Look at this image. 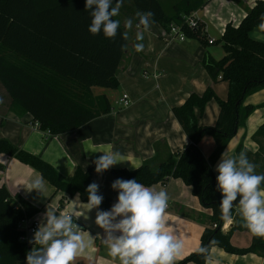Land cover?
Returning a JSON list of instances; mask_svg holds the SVG:
<instances>
[{
	"label": "trees",
	"instance_id": "trees-1",
	"mask_svg": "<svg viewBox=\"0 0 264 264\" xmlns=\"http://www.w3.org/2000/svg\"><path fill=\"white\" fill-rule=\"evenodd\" d=\"M209 0H175L169 11L161 0H123L118 16L120 28L114 39L106 38L103 32L92 35L90 10L85 9L86 0H0V87L9 100V107L16 112H27L38 128L48 134H61L74 130L86 122L110 111V102L104 94L94 95L92 86L115 88L117 67L124 55L128 38L122 17L139 23L136 13L152 12V19L166 31L171 23L182 24L183 15L189 14ZM116 0H113L115 6ZM264 16V0H255L236 25L227 23L221 34L224 55L213 59L204 54L202 65L212 81H227V97H217L208 86L203 93L192 92L185 101L172 107L174 117L190 142L161 161L142 162L132 169L110 168L109 175L117 179H137L150 186L165 182L170 177L181 179L190 187L202 206L211 210L209 226L200 237V246L209 249L212 245L229 253H254L264 256V238L251 234L247 247H236L229 241L235 230H247L241 218L235 217L232 226L222 231L220 201L222 196L217 188L212 165L223 151L229 139L243 125L246 117L258 106L243 104L244 98L264 88V42L251 37L250 32L258 29ZM202 26L195 29L183 27L186 37L198 38ZM207 42V39H205ZM214 99L219 107L214 125L197 124L195 109L202 112L207 101ZM209 136L214 148L204 158L197 146L199 140ZM252 139L258 145L255 152L242 147L240 141L235 149L247 153L250 162L257 165V174H264L259 163L262 156L264 122L253 132ZM262 151V152H261ZM0 153L7 154L34 168L47 180L55 191L66 195L79 193L82 201L88 202L87 187L93 183L95 167H76L72 177H60L54 167L8 139L0 138ZM264 187V185H262ZM103 196L100 211H108L117 202V197ZM38 211L20 193H10L0 186V264H26V255L33 245L22 239L25 228L21 220L29 219ZM213 224L216 226L213 227ZM248 231V230H247ZM249 232V231H248ZM215 242V243H213ZM208 256V253H207ZM205 256L193 252L176 264L194 261L203 264Z\"/></svg>",
	"mask_w": 264,
	"mask_h": 264
},
{
	"label": "crops",
	"instance_id": "crops-1",
	"mask_svg": "<svg viewBox=\"0 0 264 264\" xmlns=\"http://www.w3.org/2000/svg\"><path fill=\"white\" fill-rule=\"evenodd\" d=\"M210 1V0H209ZM207 1L206 3H208ZM235 7L227 15L222 14L220 22L223 28L227 23L236 25L255 0H234ZM205 3V4H206ZM197 11V9H196ZM199 18V17H198ZM201 26L204 24L199 18ZM133 21V19H132ZM133 21L124 55L116 70L117 86L115 88L100 87L94 95L104 94L110 102V111L100 115L82 126L61 134H48L38 128L27 112H16L9 107V100L0 87V138L8 139L13 145L22 148L54 167L57 174L69 179L76 167H96L94 161L103 152H120L124 161L111 168L132 169L142 162H157L163 160L168 153H173L186 146L190 140L182 130L172 112L173 106L181 105L192 93L201 94L210 86L217 97L225 100L227 97V81L218 79L212 81L208 71L202 65L204 54H209L218 60L222 52L211 50L205 40L201 42L195 37H186L165 41L166 29L158 22L151 24L148 31ZM223 31V30H222ZM143 32V39L137 40V33ZM222 34V33H221ZM252 38L264 42V33L258 29L250 32ZM198 39V41L196 40ZM209 38H207L208 40ZM142 44L141 51L136 50L137 44ZM222 47V45H221ZM126 93L130 99L127 106L119 103L121 94ZM264 102V88L247 95L243 104L258 106ZM218 104L214 99L206 102L202 112L195 109L197 124L200 126L214 125L218 115ZM264 122V106L256 107L239 125L236 133L229 139L223 151L212 165L217 177L216 167L221 156L236 155L235 149L241 141L242 145L255 152L258 145L252 141V134ZM214 140L203 137L197 143L200 152L207 158L214 148ZM109 170L92 174L93 182L99 185V190L110 197H116L118 191L112 188L114 180ZM36 177H42L34 168L20 162L18 159L0 153V186L4 185L10 193L18 192L27 201L37 207L38 211L28 219L37 221L38 228L45 222L48 208L60 213H78L74 221L83 231L85 240L90 244L76 257L73 264H120L118 259L109 255L104 242V230L96 225V213L93 209L86 211V206L73 204L77 194L66 195L55 191L45 180L43 191L30 190V185ZM148 187L155 190L164 189L169 196L166 220L169 230L183 240L182 257L196 252L200 246V237L205 227L209 226L208 217L211 210L202 206L199 198L191 193L190 187L181 179L170 177L164 183L157 182ZM221 194V193H220ZM81 203H87L80 199ZM233 223H225L222 231H227ZM38 230V229H37ZM36 230V231H37ZM243 232L249 235L244 243L238 242ZM34 234H28L30 242ZM236 247H247L251 242V233L247 230H235L229 239ZM211 264H264V256L254 253H229L217 245L208 249ZM184 264H196L187 261ZM203 264H208L206 259Z\"/></svg>",
	"mask_w": 264,
	"mask_h": 264
},
{
	"label": "clouds",
	"instance_id": "clouds-1",
	"mask_svg": "<svg viewBox=\"0 0 264 264\" xmlns=\"http://www.w3.org/2000/svg\"><path fill=\"white\" fill-rule=\"evenodd\" d=\"M123 0H86L85 9L90 10L91 23L88 31L92 35L103 32L106 38L114 39L120 28V21L114 20L120 13ZM144 31H148L154 20V13H136ZM127 29L133 26L132 19L125 21ZM258 28L264 31V16ZM128 38V32L122 34ZM136 39H143V32H138ZM142 44L136 45L141 51ZM94 163L99 174L124 161L120 152H103ZM257 165L250 162L247 153L241 151L234 156L222 154L216 167L217 188L221 193V220L234 222L233 212L241 218L242 226L253 236L264 238V174H257ZM45 183L42 177H36L30 190L43 191ZM112 188L118 191L117 202L108 211H97L95 223L104 230V242L109 255L118 259L120 264H176L182 257L183 240L174 235L165 218L169 196L166 190H155L139 183L137 179H117ZM88 202L81 203L79 193L73 202L77 207L86 206V211L99 209L103 196L98 194L99 185L95 182L88 185ZM74 216L80 214L60 213L48 208L45 222L35 231L30 243L38 245L26 255V264H73L90 241L85 240L83 231L74 222ZM215 243V242H213ZM197 251L204 255L208 264V248L201 246Z\"/></svg>",
	"mask_w": 264,
	"mask_h": 264
},
{
	"label": "rangeland",
	"instance_id": "rangeland-1",
	"mask_svg": "<svg viewBox=\"0 0 264 264\" xmlns=\"http://www.w3.org/2000/svg\"><path fill=\"white\" fill-rule=\"evenodd\" d=\"M175 1V0H161L162 5L164 7L165 10L169 11L170 7H171V3ZM237 6L236 2L234 0H210L208 3L200 6L199 8H197V16L203 21V25L200 29V35L203 36V40H204V44L205 43V39L207 38H212L215 40L213 45H208L209 47H211L210 49L213 51H218V52H222V42H221V33L223 30V25L222 22H220V17L222 16V14L227 15V13L233 9V7ZM126 17H122V24L125 26V21H126ZM126 28V26H125ZM128 35L130 33V31L126 28ZM198 41V39H196ZM100 87H94V93L98 92V89ZM262 140V156L264 157V138H260ZM252 141H254L253 139H251ZM255 142V141H254ZM256 143V142H255ZM243 148H245L242 145ZM247 149V148H245ZM259 163L263 165L264 168V159H260ZM249 234L246 232H243L242 235H239V239L238 242L244 243L245 237L248 236Z\"/></svg>",
	"mask_w": 264,
	"mask_h": 264
},
{
	"label": "built area",
	"instance_id": "built-area-1",
	"mask_svg": "<svg viewBox=\"0 0 264 264\" xmlns=\"http://www.w3.org/2000/svg\"><path fill=\"white\" fill-rule=\"evenodd\" d=\"M187 27L189 29H195L197 27L201 26V22L197 16L196 10L191 11L189 14L183 15L182 18V24L177 23H171L169 25L168 30L166 31V34L164 36L165 41L178 39L180 41L184 40L185 34L182 30L183 27ZM208 43H213L214 39L209 38L207 40ZM119 103L122 106H127L130 103V99L126 93L121 94V97L119 98ZM36 124V123H35ZM37 126V124H36ZM75 222V221H74ZM77 225L78 223L75 222ZM226 222H223L220 226L221 230L225 226ZM21 225L25 228V235L22 237V239L27 240L28 234H34L35 231L38 229V222L37 221H31L29 222L28 219L21 220ZM216 225L213 224V227Z\"/></svg>",
	"mask_w": 264,
	"mask_h": 264
}]
</instances>
